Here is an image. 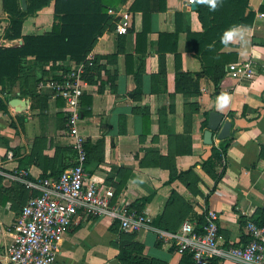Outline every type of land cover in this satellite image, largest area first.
<instances>
[{
  "label": "crops",
  "instance_id": "0c3cea01",
  "mask_svg": "<svg viewBox=\"0 0 264 264\" xmlns=\"http://www.w3.org/2000/svg\"><path fill=\"white\" fill-rule=\"evenodd\" d=\"M24 1L25 8L22 0H0V48L22 43L8 39L6 31L10 18L26 10ZM164 7L159 9V0H121L108 7L83 60L24 56L17 75L0 78V264H9L5 248L12 226L39 193V182L74 164L63 100L45 86L74 66H82L87 82L78 129L88 177L112 189L111 203L133 206L153 223L129 232L108 215L80 213L65 231L54 264H195L177 254L167 237L184 221L200 223L213 210L224 241L237 245L246 240V221L264 218V0H247L244 16L251 14L250 23L228 29L242 26L244 32L230 40L224 35L216 65L200 59L194 46L205 6L165 0ZM53 14L51 0L26 15L22 35L49 34ZM143 14L149 15V31L137 39ZM122 16L128 26L118 34ZM232 64H248L250 75H232ZM223 94L230 100L221 109ZM14 98L23 104L10 105ZM211 111L223 116L221 125L229 120L231 126L227 138L218 139L215 131L206 144ZM214 148L220 156L211 161ZM125 249L127 256L119 259Z\"/></svg>",
  "mask_w": 264,
  "mask_h": 264
},
{
  "label": "built area",
  "instance_id": "2783aa9c",
  "mask_svg": "<svg viewBox=\"0 0 264 264\" xmlns=\"http://www.w3.org/2000/svg\"><path fill=\"white\" fill-rule=\"evenodd\" d=\"M127 26V17H119L116 32L124 34ZM230 69L234 76L250 75L248 64L238 69L232 64ZM45 86L63 100L67 136L75 161L58 176L42 179L38 184L39 194L22 206L5 248L9 264H54L65 231L80 213L91 217L108 215L129 232H137L152 223L148 214L128 204L111 203L112 189L100 187L86 173L87 151L78 129L80 101L87 86L82 66L70 67L57 78L46 80ZM218 220L215 211L207 210L202 222L184 221L177 232L168 233L167 237L174 240L177 254L189 253L195 264H208L212 258L264 264V226L246 221L247 241L234 245L224 241Z\"/></svg>",
  "mask_w": 264,
  "mask_h": 264
},
{
  "label": "trees",
  "instance_id": "16d2710c",
  "mask_svg": "<svg viewBox=\"0 0 264 264\" xmlns=\"http://www.w3.org/2000/svg\"><path fill=\"white\" fill-rule=\"evenodd\" d=\"M50 1L28 0L26 10H19L15 13L16 16L10 18L6 37L8 39L20 38L22 43L15 47L0 48V78L17 75L19 59L24 56H33L38 61L83 60L86 52L101 33L103 23L107 18L108 7L117 5L121 0H53L54 14L51 32L45 35H22L21 29L25 16L35 13ZM246 3L247 0H222V4L214 11L210 5L203 4L207 14L206 21L203 22V30L193 34L195 50L200 59L212 65L220 62L216 61L218 58L216 50L228 29L239 23H250L246 18L249 16L252 18L251 14L244 16ZM164 4L165 0H159L160 10L165 9ZM148 31L149 15L143 14V28L141 32L136 33V38H144ZM222 151L224 152V148ZM219 156L220 152L214 148L209 160L213 161ZM38 194L35 193V196ZM132 208L135 209L133 206ZM254 222L263 226L264 218L259 222ZM127 254L128 251L123 250L119 259H124ZM182 256L191 258L189 253H184ZM140 262L144 260L140 259ZM148 262L159 264L154 259H149ZM208 264H219V259L212 258Z\"/></svg>",
  "mask_w": 264,
  "mask_h": 264
},
{
  "label": "water",
  "instance_id": "95a60500",
  "mask_svg": "<svg viewBox=\"0 0 264 264\" xmlns=\"http://www.w3.org/2000/svg\"><path fill=\"white\" fill-rule=\"evenodd\" d=\"M191 6L192 8H194L195 4L192 3ZM22 7L25 8L24 0H22ZM9 104L12 106H16L17 104L22 105L23 101L19 98H14L9 101ZM222 119H223L222 115L216 112H213V111L210 112L208 123H207V128L203 132L204 143L206 144L212 143V137L215 131H218L217 138L220 140L225 139L229 136V130H230L231 123L229 120H224L221 125Z\"/></svg>",
  "mask_w": 264,
  "mask_h": 264
},
{
  "label": "clouds",
  "instance_id": "9594fccd",
  "mask_svg": "<svg viewBox=\"0 0 264 264\" xmlns=\"http://www.w3.org/2000/svg\"><path fill=\"white\" fill-rule=\"evenodd\" d=\"M190 2H198L201 4H208V5H210V7L213 11L216 10V8L220 4H222V0H190ZM243 32H244V29L242 28V26L233 27L231 30H229L226 33V38L230 40L236 35H242ZM219 99H220V103H219L218 107L223 109L224 107H226L228 105L230 97L227 94H223Z\"/></svg>",
  "mask_w": 264,
  "mask_h": 264
}]
</instances>
